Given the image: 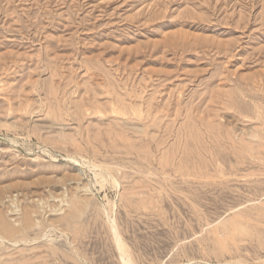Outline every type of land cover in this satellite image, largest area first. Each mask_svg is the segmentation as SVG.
I'll return each mask as SVG.
<instances>
[{
  "label": "rangeland",
  "instance_id": "1",
  "mask_svg": "<svg viewBox=\"0 0 264 264\" xmlns=\"http://www.w3.org/2000/svg\"><path fill=\"white\" fill-rule=\"evenodd\" d=\"M127 258L264 264V0H0V264Z\"/></svg>",
  "mask_w": 264,
  "mask_h": 264
},
{
  "label": "bare ground",
  "instance_id": "2",
  "mask_svg": "<svg viewBox=\"0 0 264 264\" xmlns=\"http://www.w3.org/2000/svg\"><path fill=\"white\" fill-rule=\"evenodd\" d=\"M94 167V166H93ZM96 167V166H95ZM97 176V175H96ZM6 222V221H5ZM2 224V223H1ZM2 226V230L4 231V232H6V233H8V232H10V227L6 224V223H4L3 225H1ZM3 231H1V232H3ZM13 231V230H12ZM112 232H113V237H115L114 238V240H115V243H116V247H117V249H118V252H120V254L123 256V255H126L124 252H125V250H124V244L122 243V241H121V238H120V236L118 235V231H117V229L115 228V226H112ZM115 235V236H114ZM123 244V245H122ZM126 249V248H125ZM127 256V255H126ZM123 264H132L131 262H130V260H128V258L125 260V261H123Z\"/></svg>",
  "mask_w": 264,
  "mask_h": 264
}]
</instances>
